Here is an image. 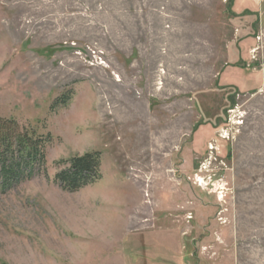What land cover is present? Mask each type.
<instances>
[{
  "label": "rangeland",
  "instance_id": "374dc122",
  "mask_svg": "<svg viewBox=\"0 0 264 264\" xmlns=\"http://www.w3.org/2000/svg\"><path fill=\"white\" fill-rule=\"evenodd\" d=\"M0 117L51 137L0 264H264V0H0Z\"/></svg>",
  "mask_w": 264,
  "mask_h": 264
},
{
  "label": "trees",
  "instance_id": "16d2710c",
  "mask_svg": "<svg viewBox=\"0 0 264 264\" xmlns=\"http://www.w3.org/2000/svg\"><path fill=\"white\" fill-rule=\"evenodd\" d=\"M50 141V136L25 128L13 118L0 117V193L30 180L37 168L46 166ZM63 164L66 166L56 174L55 181L68 193L79 192L101 178L100 152L78 155Z\"/></svg>",
  "mask_w": 264,
  "mask_h": 264
},
{
  "label": "bare ground",
  "instance_id": "6f19581e",
  "mask_svg": "<svg viewBox=\"0 0 264 264\" xmlns=\"http://www.w3.org/2000/svg\"><path fill=\"white\" fill-rule=\"evenodd\" d=\"M157 179V178H156ZM147 197L149 196L148 194L146 195ZM145 209V208H144Z\"/></svg>",
  "mask_w": 264,
  "mask_h": 264
},
{
  "label": "crops",
  "instance_id": "0c3cea01",
  "mask_svg": "<svg viewBox=\"0 0 264 264\" xmlns=\"http://www.w3.org/2000/svg\"><path fill=\"white\" fill-rule=\"evenodd\" d=\"M225 68V67H224ZM224 68H223V70H224Z\"/></svg>",
  "mask_w": 264,
  "mask_h": 264
}]
</instances>
